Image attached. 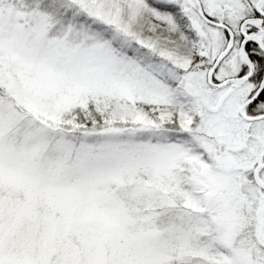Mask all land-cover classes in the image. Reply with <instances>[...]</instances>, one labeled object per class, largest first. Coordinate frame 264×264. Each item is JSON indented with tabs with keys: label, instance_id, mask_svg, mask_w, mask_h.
<instances>
[{
	"label": "rangeland",
	"instance_id": "obj_1",
	"mask_svg": "<svg viewBox=\"0 0 264 264\" xmlns=\"http://www.w3.org/2000/svg\"><path fill=\"white\" fill-rule=\"evenodd\" d=\"M239 1L205 4L237 33ZM186 6L0 0V264H264V120L189 69L227 41L198 50ZM90 104L110 130L72 124Z\"/></svg>",
	"mask_w": 264,
	"mask_h": 264
},
{
	"label": "flooded vegetation",
	"instance_id": "obj_2",
	"mask_svg": "<svg viewBox=\"0 0 264 264\" xmlns=\"http://www.w3.org/2000/svg\"><path fill=\"white\" fill-rule=\"evenodd\" d=\"M239 2L241 3V12L243 13V16L240 19L237 33H235L233 29L230 28L224 20H219V18L222 16L221 13L218 14L219 17H215L216 21L213 19V17L211 16L212 14H210V11H208V6H206L205 4V0H189V5L192 4L193 7H184L182 11V16L183 18L184 16L185 18H188L185 22L186 26H188V35L194 39V42H197L198 50L199 45L202 43V41L204 42L208 39L207 43H209L210 35H212L211 32L214 31H216L214 32L215 36L217 35V33H221L220 36L223 40L227 41V46L229 43H231V49L225 55L223 60L233 52L235 45L238 46V53L241 57V60L243 61V65L240 68L234 70L230 75L224 77L223 81H220L217 76V71L221 62L223 61L222 60L213 72L211 81L214 85H216L224 82L225 80L248 76V79L243 82L227 84L220 88L210 87L206 83V75L217 57L213 60L211 66L209 68L207 67V69H204L203 66H198V64L201 65L203 59L205 61L206 59H208L207 52L204 50H200L196 55H194L193 65L189 67V69L192 71H197L201 75L205 74L204 84L205 87H207L209 90L226 89L224 95L229 94V92L232 91L234 86H237L239 90H247V98L243 103H241V105H244L249 99H251L256 94L258 89L261 88L260 94L257 99L243 106V115L247 116L248 113H251V111H253L256 105L264 103L261 100L262 98H264V95L261 96V93L264 89V64L262 66H259V64L264 63V0H255L252 5L246 2V0H241ZM241 46L243 47L244 53L246 54L248 59L251 61V71L249 66L246 65L244 59L242 58L240 52ZM223 98H225V96ZM236 118L242 121V123L244 124V128L246 129L245 126L248 122H246L242 118V116L238 113V110ZM259 165H256L254 168L255 182H258V172L264 169V167H261L255 173V170Z\"/></svg>",
	"mask_w": 264,
	"mask_h": 264
},
{
	"label": "trees",
	"instance_id": "obj_3",
	"mask_svg": "<svg viewBox=\"0 0 264 264\" xmlns=\"http://www.w3.org/2000/svg\"><path fill=\"white\" fill-rule=\"evenodd\" d=\"M264 63L259 64L262 66ZM264 95V89L261 93V96ZM264 102V98L261 99ZM264 105V103H262ZM107 105L104 104L103 107H99L97 110L96 107L92 108V105H88L86 108V113L84 111H77L72 115V124L77 127L80 132L85 133L89 131H101V130H110L115 121H110L109 112L106 111ZM111 119V118H110ZM76 131V132H79Z\"/></svg>",
	"mask_w": 264,
	"mask_h": 264
},
{
	"label": "water",
	"instance_id": "obj_4",
	"mask_svg": "<svg viewBox=\"0 0 264 264\" xmlns=\"http://www.w3.org/2000/svg\"><path fill=\"white\" fill-rule=\"evenodd\" d=\"M229 49H230V47H228V48H227V49H226V50H225V51H224V52H223V53H222V54L216 59V61L214 62V64L212 65V67L210 68V70H209L208 73H207V77H206L207 84H208L209 86L213 87V88H220V87H223V86H225V85H227V84H230V83H232V82H236V83H238V82H243V81H245V80L248 79V76H246V77H242V78L230 79V80H227V81H225L224 83L219 84V85H214V84H212V82H211V78H212L213 72H214L215 69L217 68V66H218V64H219V62H220V60L224 57V55L228 52ZM240 52H241L242 58H243L244 61L248 64V66H249V68H250V71H251V67H252L251 62H250V60L248 59V57L246 56V54L244 53V50H243V47H242V46H241V48H240ZM260 90H261V88L258 89L257 93L255 94V96H254L252 99H250L249 101H247L244 105H242V106L239 108V113H240L241 115H242V108H243V106H245V105H247V104L253 102L254 100H256L257 97H258L259 94H260ZM243 118H244L245 120H248V121H255V120H261V119H264V115L257 116V117H253V118H246V117L243 116Z\"/></svg>",
	"mask_w": 264,
	"mask_h": 264
}]
</instances>
